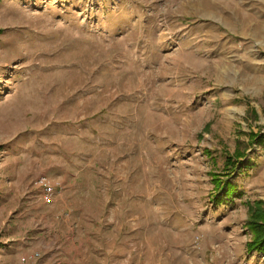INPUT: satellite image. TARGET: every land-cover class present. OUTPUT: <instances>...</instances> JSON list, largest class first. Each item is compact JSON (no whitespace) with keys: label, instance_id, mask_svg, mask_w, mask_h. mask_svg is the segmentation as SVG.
Listing matches in <instances>:
<instances>
[{"label":"rangeland","instance_id":"obj_1","mask_svg":"<svg viewBox=\"0 0 264 264\" xmlns=\"http://www.w3.org/2000/svg\"><path fill=\"white\" fill-rule=\"evenodd\" d=\"M251 135L264 0H0V264H264Z\"/></svg>","mask_w":264,"mask_h":264},{"label":"trees","instance_id":"obj_2","mask_svg":"<svg viewBox=\"0 0 264 264\" xmlns=\"http://www.w3.org/2000/svg\"><path fill=\"white\" fill-rule=\"evenodd\" d=\"M250 142L257 143L262 142L261 136L258 135H251ZM245 156L241 154L238 150L234 152V155L228 157L225 160L224 170H227V173H230L235 170L236 165L235 163L242 160ZM214 183V192L215 193L213 200L215 203L221 204L223 202V198H229L233 194H235L236 188L233 184L227 183V181L222 182L218 180H213ZM212 183V184H213ZM246 229L251 235V239L246 245L247 252H256L261 253L264 255V203L257 202L249 207V218L246 223Z\"/></svg>","mask_w":264,"mask_h":264},{"label":"built area","instance_id":"obj_3","mask_svg":"<svg viewBox=\"0 0 264 264\" xmlns=\"http://www.w3.org/2000/svg\"><path fill=\"white\" fill-rule=\"evenodd\" d=\"M36 185L41 190L42 198L45 201H50L53 199L58 192L56 191V187L54 184H51L46 177H42L37 180ZM38 254H34L32 257L28 258L29 260H36Z\"/></svg>","mask_w":264,"mask_h":264},{"label":"bare ground","instance_id":"obj_4","mask_svg":"<svg viewBox=\"0 0 264 264\" xmlns=\"http://www.w3.org/2000/svg\"><path fill=\"white\" fill-rule=\"evenodd\" d=\"M6 60V59H5Z\"/></svg>","mask_w":264,"mask_h":264}]
</instances>
